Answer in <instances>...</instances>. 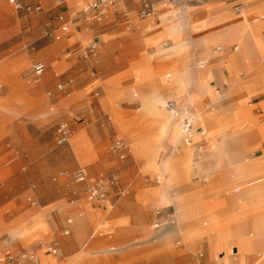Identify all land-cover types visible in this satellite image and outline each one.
I'll use <instances>...</instances> for the list:
<instances>
[{
    "label": "crops",
    "instance_id": "obj_1",
    "mask_svg": "<svg viewBox=\"0 0 264 264\" xmlns=\"http://www.w3.org/2000/svg\"><path fill=\"white\" fill-rule=\"evenodd\" d=\"M94 1L97 0H63L58 9L63 19H58V27L52 30V43L34 55L20 53L0 61V76L20 68L10 79L13 82L18 72L28 66V60L42 58L36 60L45 64L41 75L36 78L31 71L30 75L38 81L46 71L47 86L55 88L53 83L58 80L65 82L66 90H56L53 101H43L34 111L23 113L22 122H34L39 128L52 116L68 120L71 129L64 123L69 138L75 133L85 136L92 144L93 158L83 165L68 141L64 145H68L72 157L65 155L63 159L59 152L49 160L45 157L48 145L41 144L39 135L33 137L27 132L20 136L9 132L2 155L9 156L6 164L12 172L9 179L27 185L30 182L40 185L48 170L82 167L87 172V181L112 174L119 176V184L110 190L109 198L121 187H126V191L116 199L114 207L103 212L108 207L106 203L89 201L87 182H78L73 201L58 197L40 209L27 208L12 216L0 228L5 235V226L22 222L9 231L1 245L29 244L16 253L33 248L41 264H108L102 253L114 246H106L111 233L147 234L151 228L158 227L152 221L158 214L165 218L167 212L162 214L157 210L158 205L143 203L138 198L141 192L157 184L156 174L144 169V160L137 156L156 149L172 115L166 107L165 112L162 110L167 101H175L173 98L165 101L168 89L162 93L160 76L168 71L173 76L174 91L180 96L185 92L188 95L182 101L185 108L175 101L178 111L192 114L196 110L197 129L211 139L208 146L211 159L194 161L190 149L192 137L191 143L185 144L179 127L174 147H178V152L173 153V149L161 161L172 185L167 189L169 204L161 207L172 206L167 216L173 218L178 234L187 242L182 250H203L199 252L203 264H264V0H197L191 7H187L188 0L181 4L166 0H108L103 15L95 21L83 23L73 19L72 11L82 3ZM26 2L42 7L40 0ZM238 2L242 3L240 10L235 8ZM146 3L153 6V12L142 15ZM2 5L7 10L6 3ZM214 43H219L215 50ZM91 44L97 46L96 65L91 62L88 66L78 65L76 60L81 58L82 49ZM219 45L221 49H217ZM84 63L82 60L81 64ZM223 79V85L230 83L227 91L239 97L217 106H204L206 100L217 101L209 83H221ZM35 88L42 89L45 85ZM120 101L126 104L124 108ZM7 109L5 115L15 116L17 109ZM81 115L100 124L81 126L83 122L74 120ZM146 121L149 130L137 136L129 135L130 144L123 138L112 141L125 143L122 152L109 151L108 156L95 158L97 138L126 135L128 123ZM253 151L262 154L248 156ZM148 180H154V184L145 185ZM84 193L95 211L88 212L85 205H80ZM65 215L72 216L74 221L67 219L69 227L63 230L64 236L43 240L56 234ZM26 219L37 220L30 232L23 231L29 222ZM18 238L27 239L15 240ZM52 241L59 246L57 254L36 247L39 242ZM163 255L128 263L117 258L113 264H199L201 261L197 257L192 262L188 258L176 261V252L166 251Z\"/></svg>",
    "mask_w": 264,
    "mask_h": 264
},
{
    "label": "rangeland",
    "instance_id": "obj_2",
    "mask_svg": "<svg viewBox=\"0 0 264 264\" xmlns=\"http://www.w3.org/2000/svg\"><path fill=\"white\" fill-rule=\"evenodd\" d=\"M40 1H42L41 3L43 7V10L41 12L24 13L21 11H16L8 0H0V61L10 56L18 55L20 53H28L34 55L38 53L44 46L54 41V39L50 38L46 34V32L55 30L58 27L59 21L57 18V14L59 12L58 9L60 8V4H58V0ZM3 2L6 3L7 10L4 9L2 5ZM183 3H186V0ZM188 3L189 5L187 7H191L192 5L197 3V0H188ZM85 5L87 4L82 3L76 10L72 11V16L74 20L81 21L83 23H91L96 19H92L90 13H83V7ZM62 14H64V16L66 15L63 10ZM69 20L70 19L67 18V25H69ZM216 44L219 43L213 44V50H215L214 47ZM220 45L223 46V44L221 43ZM87 47H85V49H82L81 58L76 60V63L78 65L80 64V66H88L90 62L93 63V65H96L94 59L96 60L97 56L95 57V55L92 56L88 53L86 54V52H88ZM40 59L42 58L32 57L30 59V62L28 60V66L18 72L17 79L13 82H10V79L14 77V73H16V71L20 68H17L13 73H10L9 75L3 73V75L0 76V82L2 83V88L0 89V115L2 116L0 117V129L2 130V133L0 134V228L5 225L12 218V216H15L17 213L24 209H40L48 202L58 197H64L65 201L67 202H71L76 198V196L73 194L75 191H77L75 184L78 183L74 179V172L76 167L72 169L62 168L56 171L48 170V172H46L45 178L42 180L40 185H36L32 182L28 183L27 185L20 180L9 179L10 174L12 173L6 166L7 162L9 161V156L7 154L2 155L7 147V144H4L5 136L8 135L9 132H14L19 136L22 133L27 132L33 137L39 135L41 144L48 145L46 147L47 152L45 155L47 159H53L54 156L59 155V152H62L63 159L65 158V155L72 157L70 150L68 149V145L60 146L57 145L55 141V128L57 123L66 121L71 129V125L68 120L52 116L45 122L44 125L39 128L35 125L34 122H22L23 113L34 111L36 107H38L39 104H41V102L43 101H53L55 99L56 90L61 92L66 90V84H64L65 82H63L62 79L61 82H63V86L61 89L57 87V84L60 83V81L58 80H55L53 83V86H55V88H53L52 86H47L46 84L49 79L46 71L38 81L34 80V77L30 75V67L33 62ZM82 60L85 61L84 64H81ZM204 65H207V62H205ZM196 66L198 67V63H196ZM167 74L169 75L167 76ZM160 79L164 86L162 93L164 94V91H166L167 89V91H169V93L164 94L165 101L167 98H173L175 101L180 103L183 108H185V103L182 101H184L183 99L188 98V95L185 92L184 96H180V94H177L174 91L172 85V74L168 71H165L160 76ZM223 82H225V79H223L221 83H218L216 81H211L209 83L211 91L217 96V101L212 102L206 100L203 102L204 106H217L219 105V103L239 97L238 94L229 93L227 91L230 84L229 82H227V85H223ZM41 84H44L45 88L35 90V87L41 86ZM26 88L34 89L27 91ZM5 95H9L10 97L6 99ZM92 96H95L94 93H92ZM88 101L90 102V105L94 107L93 101L91 99H89ZM120 102L122 103V108H124L126 104L123 103V101ZM115 105L117 106L116 103ZM9 107L17 109V111L15 112V116L10 117L5 115L7 111H9L7 109ZM23 107L24 110L22 112ZM162 110L165 112V106ZM93 112L95 114L98 113V111H95V109H93ZM192 112L193 116H195L197 113L196 110H192ZM171 116L167 121L166 127L162 132L160 141L158 142L156 149L152 153H144L137 156L138 158H142L144 160V169L155 172L157 180V184L155 186L149 188L147 191L141 192L138 195V198L143 203L150 202L158 205L159 207L157 210L162 214H164L165 212H167L168 214L172 211V206L161 207V205L169 204L167 189L171 188L172 185L169 184L171 182L168 181L167 175L162 169L161 161L167 153L171 152L174 149L177 131L180 127L179 120L176 119L173 114ZM86 119L87 118L85 117V115L74 118L75 122H83L81 126H92L93 124H100V122H96L93 119H91L92 121ZM261 122L263 123V121ZM197 127V122L196 120H194L191 132L193 142L191 143L190 149L192 150L194 161L206 162L207 160L211 159L208 155V146L211 142V139L203 135L201 130H198ZM125 128L127 130L126 135H118L114 138L101 136L96 139L94 143V154L97 160L109 155V151H111L109 150L110 145L114 139L123 138L128 144H130L132 139L131 137H129V135L133 134L137 136L138 134L148 131L149 123L147 121L131 122L128 123ZM164 141H166V143ZM69 144L74 156L83 165H86L93 158L92 144L85 136L81 135L80 133L73 134L70 137ZM177 152L178 147L173 150V153ZM261 154V151H253L250 152L248 156L254 157ZM88 178H90V176H88ZM144 184H154V180H148ZM144 184L142 183L143 186ZM125 191L126 187L120 188V194H117L118 191H114V196L112 197V199L109 198V200L106 202V205L108 207L103 212H107L108 210H110V208L114 207L116 199H118V197L121 196ZM80 205H85L88 212L95 211L87 202L85 193L80 200ZM167 214L165 218L160 217L158 214V216L151 223H157L158 227L151 228L147 234L111 233L109 235V241L106 243V246H114H110L105 249L108 252H101L108 258L107 263L113 264L114 260L117 258H120L121 262L128 263L140 258H152L156 256L160 257L164 254V252L167 251L168 253L176 252V255H174L176 261L187 260L188 258V260L192 262V258L197 257L201 260L199 264H203L202 256L199 255V252L203 253V250H182L185 241L183 242L180 235L178 234L175 224L172 222L173 218L168 217ZM67 219H71L72 222L74 221L72 216L65 215L63 217V223L60 225V229L56 231V234H51L50 237L44 238L43 240H54L58 235H63V230L66 229V227H69ZM30 220L31 219L25 220L29 222L24 225L23 231L30 232L36 226L37 220ZM21 222L11 226H5L7 237L9 231L18 227ZM97 228L98 226L96 227V229ZM6 235L4 231H0V242L5 239ZM26 239L18 238L15 240L25 242ZM59 245L61 249L60 251L62 252V246L60 243ZM28 246L29 244L21 243L2 246L0 243V255H4L6 251L16 253V251H18L22 247L25 248ZM115 246L119 247L120 249ZM178 250L179 253H177ZM257 253L258 252H256V254ZM163 258L166 261L164 255Z\"/></svg>",
    "mask_w": 264,
    "mask_h": 264
},
{
    "label": "built area",
    "instance_id": "obj_3",
    "mask_svg": "<svg viewBox=\"0 0 264 264\" xmlns=\"http://www.w3.org/2000/svg\"><path fill=\"white\" fill-rule=\"evenodd\" d=\"M9 3L13 6L16 11H21L24 13L39 12L42 7L36 3H30L23 0H8ZM108 0H97L90 2L83 7V13H90L91 18L101 17L104 13V7ZM170 4H181L185 0H166ZM63 0H58V4H62ZM235 8L240 10L242 8V3L238 2L235 4ZM153 12V6L149 4H144L141 9L142 15H149ZM57 18L62 20L63 16L61 14L57 15ZM46 34L51 37L53 31L50 30ZM97 46L96 44H91L87 47L88 52L92 56L96 53ZM217 49H221L220 46H217ZM45 69V64L42 61H36L31 65V73L37 78L41 75ZM62 83L57 84L58 88H62ZM2 88V83L0 82V89ZM166 110L171 113L178 112V106L173 100H169L166 103ZM192 114L190 112H185L181 118L182 124V133L183 140L185 144L191 143V132H192ZM57 132V145L67 144L69 141L68 127L66 123L59 122L56 126ZM126 145L122 140H116L110 145V150L112 152H122L125 149ZM123 156V154H121ZM74 179L76 182H87L86 184V196L87 199L95 203H106L109 200V192L111 189H114L119 184V176L117 174H112L109 177H99L91 181H87V172L84 168L79 167L74 172ZM117 194H120V189L117 190ZM37 248L43 249L49 253L57 254L59 252V246L56 241L52 242H39L36 245ZM2 262L4 263H14V264H40L39 259L33 248L21 251L19 253H11L6 251L2 257Z\"/></svg>",
    "mask_w": 264,
    "mask_h": 264
},
{
    "label": "bare ground",
    "instance_id": "obj_4",
    "mask_svg": "<svg viewBox=\"0 0 264 264\" xmlns=\"http://www.w3.org/2000/svg\"><path fill=\"white\" fill-rule=\"evenodd\" d=\"M242 9V8H241ZM183 112V111H182ZM182 112H177V113H172L173 114V116L176 118V119H178L179 120V122H180V128H181V132H182V124H181V118H182V115H183V113ZM192 121H193V123H194V120H195V117L193 116V112H192ZM183 134V133H182ZM69 142H70V138H69ZM2 257H3V255H0V264H2V263H4V262H2ZM41 264V263H40ZM43 264V263H42Z\"/></svg>",
    "mask_w": 264,
    "mask_h": 264
}]
</instances>
